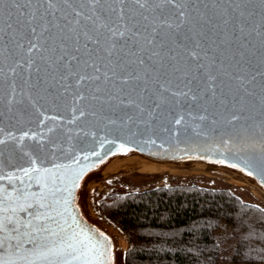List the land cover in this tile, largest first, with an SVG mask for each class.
<instances>
[{"label":"water","instance_id":"obj_1","mask_svg":"<svg viewBox=\"0 0 264 264\" xmlns=\"http://www.w3.org/2000/svg\"><path fill=\"white\" fill-rule=\"evenodd\" d=\"M182 2L187 21L179 29L160 23L162 20L179 23L163 0H157L160 6L155 11L146 13L147 23L156 27L152 35L157 45L154 50L159 55L151 56V51L141 53L143 65L137 62L124 69L122 75L128 83L123 85V93L119 91L122 87L119 82L115 86L97 82L101 88L124 99L123 105L119 99L108 103L93 99V95L106 97L93 92L92 82H87L88 87H80L69 81L67 89L56 84L48 75V53L44 48L28 53L32 37L13 23L15 16L8 18L5 13L0 21L3 29L0 31V140L4 141L0 144V177H4L0 179V189L4 190L0 191V199L13 193L14 188L41 191L35 178L29 188L27 177L20 171L31 166L24 152L31 159L39 156L41 163L37 166L42 169L57 172L54 165L70 166L59 169L55 177L48 179L70 189V198L67 192L57 194L60 203L54 207L62 212L63 200L67 198L71 216H56V223L47 221L46 226L58 232L57 224L63 225L64 219L71 224L74 217L76 232L82 231L93 241L104 244L102 264H124L118 257L120 245L102 223L88 214L82 191L90 176L109 173L103 167L112 159L137 155L173 168L222 170L239 177L264 196V0ZM31 7L39 5L33 3ZM116 7L119 10L120 6ZM127 7L132 9L133 5ZM55 16L61 25L67 23L61 19V13ZM8 23H13L15 31L7 27ZM197 41L202 45L195 49L202 58L198 61L203 64L200 69L189 63L186 51L192 50ZM32 42L40 44L37 40ZM64 43L69 45L70 53L77 44L81 50L85 46L90 50L94 47L82 37ZM209 74L215 79L210 80ZM174 92L187 95H173ZM129 98L135 103L128 104ZM80 110L86 112L84 117H80ZM92 111L97 114L90 115ZM201 116L207 118L202 120ZM181 117L182 124L176 125L175 120ZM24 133L28 137L20 141ZM38 142L45 145L43 152L34 150ZM75 173L80 175L73 180ZM48 186L51 187L50 182ZM20 216L27 218L26 214ZM80 238L84 239V235ZM0 240L3 241L0 261L60 264L58 258L45 259L40 255L52 246L47 233L37 234L32 243H24L19 249L15 248L18 240L10 241L4 233H0ZM66 259L69 264H87L85 257Z\"/></svg>","mask_w":264,"mask_h":264},{"label":"snow or ice","instance_id":"obj_2","mask_svg":"<svg viewBox=\"0 0 264 264\" xmlns=\"http://www.w3.org/2000/svg\"><path fill=\"white\" fill-rule=\"evenodd\" d=\"M33 3L38 4L39 7H31ZM163 3L170 6L171 14L176 16L179 23L173 24L168 20H162L160 23L166 24L168 28L179 29L187 21L182 0H163ZM127 4H132L133 8L129 9ZM116 6H120L119 10ZM159 6L157 0H0V21H3L5 13L8 18L15 16L13 23L28 32L32 40L40 42L38 46L37 43L29 40L27 52L31 53L34 49L39 51L40 48H44V51L48 53L46 57L47 72L56 84L67 89L69 81L80 87H88L90 85L87 82H92L95 84L93 92L103 93L106 97L105 99L100 95H93V99L102 101V103L119 99L120 104L123 105L124 99L113 95L110 90L101 88L97 82L102 81L105 85L112 83L114 86L119 82L122 86L119 91L123 93V85L128 83V79L122 75L124 69L129 64H136L137 62L143 65L144 60L140 56L141 53L151 51V56L159 55V52L154 50L157 45L155 37L152 35L156 32V27L147 23L149 16L146 15V13L155 11ZM22 9H27V11H21ZM65 9L68 10L67 13L64 12ZM58 12L61 13V19L67 21L66 24L61 25L56 20L55 14ZM49 16L52 17L51 20L48 19ZM181 17L184 19H180ZM13 23H8L7 27L15 31ZM150 28L151 32H149ZM0 31L3 29L0 28ZM23 34L22 32L21 35ZM81 37L86 42L91 41L94 46L93 49L90 50L85 46L81 50V46L77 44L73 49L74 54L70 53L68 51L69 45L65 44L64 41H79ZM185 39L191 38L185 37ZM48 41L50 43L44 47ZM133 45H135V50H133ZM17 46L23 47V45ZM201 46L200 42L197 41L192 50L186 49L188 57H190L189 63H194L196 69L203 67V64L198 62L202 58L199 52L195 50ZM131 57H137V59H130ZM148 58L151 59V57ZM29 63L31 64V61ZM133 78L139 79V76ZM208 78L210 80L215 79L211 74L208 75ZM81 82H85V84H81ZM160 87L164 91H168L164 84H161ZM204 91L207 92V89ZM172 94L187 95L184 92ZM127 103L134 104L135 101L129 98ZM89 114L95 116L97 113L92 111ZM85 115L86 112L80 110V117ZM206 118L205 116L200 117L202 120ZM73 119L79 118L74 117ZM233 119L236 117L233 116ZM182 120V117L176 119L175 124L181 125ZM109 122L115 123L112 120ZM26 137H28V133L20 136L19 140L23 141ZM32 138L35 139V137ZM2 143L4 141L0 140V144ZM44 148L45 145L42 142H38L34 146L36 152H43ZM23 154L29 157L31 166L21 168L20 171L23 172L24 177H27L29 188L32 187L30 182L35 178L41 191L35 193L23 188H14V194L7 193L4 199H0V213H2L0 214V233L6 234L10 241L12 239L18 240L15 245L16 249L22 247L24 243H32L37 234L47 233L52 238V246L46 247V250L40 253L45 259L58 258L60 264H69L67 257H73V259L85 257L87 264H93V262L102 264L105 255L104 244L100 241H93L82 231L76 232L74 230V217H72L71 224L68 223L67 219H64L63 225L57 224L58 232L46 226L47 221L56 223V216H71L67 207L69 202L67 198L63 200L64 209L62 212L54 207V204L60 203L56 199L57 194L67 192L70 198V189L66 186L61 188L55 179H51V181L48 179L50 176L55 177L59 169L70 166L54 165L53 168L57 172H54L53 169H42L37 166L41 163L39 156L36 159H31L28 152ZM93 155L98 154L93 153ZM84 159H88V157L85 156ZM232 167L236 166L232 165ZM248 174L252 175L251 172ZM79 175V173H75L72 179H78ZM3 178L0 177V179ZM8 179L11 180L12 177ZM17 179L20 178L17 177ZM42 180L43 183H41ZM23 182L21 180V183ZM49 182L51 187L48 186ZM61 183L63 184L64 181L61 180ZM0 191L4 190L0 189ZM50 200L51 202H49ZM33 209H37V211L34 212ZM40 209L44 211H39ZM20 214H26L27 218L22 219ZM81 235H84V239L80 238ZM100 235L103 236V233ZM24 237L29 239L24 240ZM0 248H3L2 240H0ZM0 264H10V262L0 261Z\"/></svg>","mask_w":264,"mask_h":264},{"label":"trees","instance_id":"obj_3","mask_svg":"<svg viewBox=\"0 0 264 264\" xmlns=\"http://www.w3.org/2000/svg\"><path fill=\"white\" fill-rule=\"evenodd\" d=\"M98 211L126 237L124 264H264V209L228 188L109 193Z\"/></svg>","mask_w":264,"mask_h":264},{"label":"rangeland","instance_id":"obj_4","mask_svg":"<svg viewBox=\"0 0 264 264\" xmlns=\"http://www.w3.org/2000/svg\"><path fill=\"white\" fill-rule=\"evenodd\" d=\"M164 165L162 170L152 173L141 172L136 168H131L118 173L94 174L88 178L83 188L82 202L84 207L95 211L94 219H97L96 221L103 224L106 223L108 226L116 228L118 233H120L124 242V247L122 244L118 249V257L120 259H123L127 248L126 237L116 225L98 211V201L106 194L144 190L161 185L190 184L208 188H228L241 199L264 209V196L239 177L231 176V174L222 170L198 171V169L190 168H173L170 164Z\"/></svg>","mask_w":264,"mask_h":264},{"label":"bare ground","instance_id":"obj_5","mask_svg":"<svg viewBox=\"0 0 264 264\" xmlns=\"http://www.w3.org/2000/svg\"><path fill=\"white\" fill-rule=\"evenodd\" d=\"M164 164H166V163H159V162H155V161H151V160L142 158V157L137 156V155H131V156L123 157V158L112 159L108 163H106V165L103 168L106 171H108L109 173H116V172L118 173V172H122V171H125L127 169H131V168H136L138 171H141V172L152 173V172H156L158 170H162L165 166ZM167 165H169V164H167ZM170 170H172V169H170ZM87 211H88V214L92 218L95 217V211L94 210L87 208ZM95 220H97V219H95ZM103 225L106 227V230L109 233H111V235L113 234L112 236L115 237L116 243L118 245L123 244V247H124V242L121 239L120 233H118L116 228H114L112 226H108L106 223H104Z\"/></svg>","mask_w":264,"mask_h":264}]
</instances>
